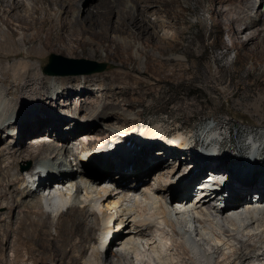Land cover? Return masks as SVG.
Returning a JSON list of instances; mask_svg holds the SVG:
<instances>
[{"label": "bare ground", "instance_id": "obj_1", "mask_svg": "<svg viewBox=\"0 0 264 264\" xmlns=\"http://www.w3.org/2000/svg\"><path fill=\"white\" fill-rule=\"evenodd\" d=\"M184 1L188 0H144V3L141 0H35L34 4L30 0H0V141H4L0 146V264H37L43 259L62 260L61 264H212L214 252L225 255L218 264H241L250 254L264 256L263 246L252 241L262 240L264 236V172H250L248 167L234 171L230 165L237 154L228 149L233 139L219 140L226 151L223 149L214 160H205L207 149L203 139L211 138L207 136L213 127L211 123L187 135L178 133L183 129L180 124H173L165 133L161 122L133 123L124 130L118 143L103 153L104 148L93 147L95 142L103 139L101 136L115 127L117 121L126 118L119 107L123 103L132 104L131 100H121L123 90L102 85L97 88L94 85L98 79H90L88 83L85 80L86 88L83 87L78 97L80 102L74 109L71 93L64 90L73 78L53 77L32 62L41 64L51 52L97 53L103 47L100 36L105 31L111 44L124 52L136 46L138 32L150 33L152 40L147 45L160 48L161 55H165L168 51L161 39L166 25L181 33L183 41L178 49L193 55L198 43L205 40L207 19L198 14L199 31L192 32ZM261 3L263 0H235L230 16L217 17L216 25L220 29L227 25L233 33L237 28L253 30L243 48L249 50V43L255 42L259 56L253 63L261 66L264 73V33L259 28L264 24V12L258 9L252 18L249 11ZM150 6L168 19L167 24L151 18ZM209 8L215 13L213 4ZM117 11L118 20L114 22ZM21 31L24 34L18 41ZM108 47L107 57L114 59ZM139 50L162 65L174 60L147 49ZM59 58L62 57L55 55L46 68ZM129 64V61L119 63L120 69L113 76L115 81L120 78L122 68L145 71ZM53 81H59L60 85ZM99 91L100 96L107 98L101 106L92 98ZM127 92L133 94V90ZM233 92L241 94V89ZM31 97L34 101L27 109ZM7 98L16 102L7 106ZM61 100L62 112L57 116L43 112L45 107ZM17 125H20L18 131ZM10 126L14 130L9 132ZM40 133L43 135L31 140ZM188 140L190 145L196 140L198 149L187 147ZM259 148L253 142L250 153L255 155ZM45 157L49 160H42ZM149 158L171 164L172 171L182 169V178L176 182L170 178L155 179L156 167L149 164ZM26 160L37 163L23 169L21 164ZM116 162L126 164L120 173L113 171ZM212 176L224 184L217 188ZM56 177L58 180L50 183ZM223 188L229 192L226 208L213 207L219 189ZM75 189L74 202L67 210L55 213L57 222L53 232L51 212L44 208L43 200L58 198L65 203L62 197L70 200ZM83 190L87 195L85 200L81 195ZM195 191L200 195L194 198ZM253 194L260 195L259 201L251 197L245 203ZM257 206L260 207L256 209ZM102 217L107 218L108 225L99 245ZM187 221L195 230L185 228ZM165 226L170 228L167 233L172 239L170 247L163 239ZM109 229L115 232L112 239ZM109 240L106 258L102 259V247ZM113 242L119 248L116 252L111 251ZM239 243L245 247V254L238 250ZM169 249L174 251L172 257L168 255ZM204 249H210L211 253H203ZM226 249L233 252L228 254Z\"/></svg>", "mask_w": 264, "mask_h": 264}, {"label": "rangeland", "instance_id": "obj_2", "mask_svg": "<svg viewBox=\"0 0 264 264\" xmlns=\"http://www.w3.org/2000/svg\"><path fill=\"white\" fill-rule=\"evenodd\" d=\"M141 1L144 3V0ZM34 2L35 0H30V4H34ZM234 3L235 0H188L187 2L184 1L182 3L187 9L186 17L192 23L189 28L192 32L199 31V25L196 24L198 14L207 19L205 40L203 43H198L195 54L193 55H186L182 50L178 49V45L183 41L182 35L176 28L173 30V27H168V25H166L162 32V36L164 37L161 39L167 47L168 52L165 55H161L160 48L149 47L147 45V43L152 40L150 33L142 34L138 32V41L135 42L133 38H131L136 43V46L134 47L135 49L132 48L130 52H124L111 44L110 36L105 31L102 32L100 36L103 47H101L97 53H82L81 51H78V53L75 54L51 52L41 64H39L38 61L32 62L37 66H40L46 74L53 77L73 78V81H71L64 90L66 91V94L71 93L70 98L74 109L80 102L78 97L82 95L83 89L86 88L83 86L85 85V80L88 83V80L90 79H98L97 83L94 85L97 88L102 85L101 87L103 88L112 87L117 90H123V92L120 93L121 100H131L132 104L123 103L119 107V110L122 113H126V118L117 121L115 127L111 128V130H108L105 135L101 136L103 139L96 141L93 146L94 148L96 146L99 147V149L107 147L110 143L114 142L117 137L120 138L124 130L128 129L130 125L133 126V123H140L142 125L150 122H161L163 123L164 132L168 131L173 124H180L183 126V129L178 133L183 134L193 131V128L198 126L201 122H206L211 123L215 129L220 131L223 139L225 137L233 139V145L228 147V149H232L234 153L237 154L235 159L231 161L232 163L230 165L233 166L234 171L236 172L239 168L237 165L243 162V160L239 158L240 155L249 153L252 150L250 144L251 140L256 142L260 147L256 154H258L264 147V73H262L263 69L261 66H256L253 63V59L259 56L255 52V42L251 41L249 43V50L243 48L245 44L244 42L253 30H244L243 28V30H239L237 28V32L233 33L228 29L227 25H224L221 29L216 25L218 20L217 17L222 15L224 17L230 16L232 13L231 7H233ZM146 4L149 3L146 2ZM211 4L215 6V13L210 11L209 6ZM258 9H260L261 12H264V0L263 3L258 4L256 8L253 9L252 7V11L249 10L252 18H255ZM149 11L152 14L151 18H153V20L158 19L167 24L168 19L164 17V15L158 14L155 11V8L150 6ZM118 14L117 11L113 17L114 22L118 20ZM248 20L250 19H247V21ZM259 28H261L264 33V24H261ZM2 30H5V25L2 26ZM23 34V31H21L18 36V41H21ZM114 34L115 33H111L110 35ZM107 47L113 51L114 59L107 57L109 52ZM139 49H147L154 52L156 55H161L166 59L172 58L174 60L167 65H162L161 63H158V61L148 59V57L144 53H141ZM202 53L205 54L201 55ZM51 54L62 57L56 59L53 62L54 65L49 67L50 70L56 73L47 72L45 68L49 63ZM130 55L132 56V59H129ZM71 59L75 60L76 63L71 62ZM80 60L95 61L105 64V66L104 69L93 71L91 73L62 74L63 72L84 71L94 67L93 64L79 62ZM124 61H129L130 67L138 66L141 70L145 71L133 72L131 68H122L121 70L123 72L119 74L120 78L115 81L113 77L114 73L117 69H120L119 63ZM53 84L60 85L59 81H53ZM239 89H241V94L234 95L233 91ZM127 90H133V94L128 93ZM101 94L102 92L99 91L98 96L92 97L94 100H97V103H99L100 106L105 100H107L105 96H100ZM33 101L34 99L31 97L27 109L32 105ZM14 102H16L15 99L7 98L6 100L7 106ZM62 104V100L58 103L54 102V104L45 107L43 112H46L47 115L53 114V117L55 115L57 116L58 113L62 112ZM21 114L22 110L19 111L18 116L20 117ZM11 128L13 127H8L9 132L14 130ZM15 128V130L18 131L20 125H17ZM120 132H122V134H120ZM5 133L6 132H3V135ZM41 135H43V133L34 135L31 140H35L36 137ZM21 136L22 135H18V138H21ZM165 136H172V134H167ZM189 137L191 136H188V138ZM189 141L190 140H188L187 147H190ZM3 142L0 141V146ZM224 151L226 150L224 149ZM60 157L66 159L65 155H61ZM42 160L47 161L49 158L45 157ZM36 163L37 162L32 160H26L21 164V167L23 169H28V167L35 166ZM149 164L156 167L154 170V177L157 180L159 178L164 180L170 178L176 182L182 178V169L178 170V168H176L178 171H172L173 167L171 164L162 161H155L152 158H149ZM125 166L126 164L124 165L120 162H116L113 164V171L120 173ZM208 175H205V178L208 177ZM95 176L98 177L99 174H96ZM230 176L231 175L227 177L225 187L226 184L229 183L228 179ZM213 179V183H216L217 188L224 184L222 180H217L216 182L214 177ZM226 188L220 190V195H222L221 193H229L226 191ZM199 193L200 192L195 191L193 197L199 196ZM81 195L82 199H86L87 195L84 190ZM251 197H255V194L251 196L249 195V198L245 199V203L251 200ZM214 201H216V199ZM56 214L51 213V221L53 222L51 230L53 232L56 231ZM190 225L192 226V223H190ZM166 227L167 226H165V229ZM168 231L170 232V228L168 229L167 227L163 239L167 246L170 247L172 239L171 236L167 234ZM194 235L196 237V233H194ZM245 237V239L249 238L248 236ZM197 239L202 240L201 237ZM263 239L260 240L256 238L252 239V241L259 246H263L264 250ZM238 245V250H245V247H243L241 243ZM223 249H225V247H223ZM117 250H119L118 245L116 242H113L111 244V251L116 252ZM169 250L168 255L172 257L174 251L172 249ZM208 251L211 253L210 249H204L203 253H209ZM224 251L228 254L233 252L229 251V249ZM9 253L11 254L12 252L9 251ZM245 253L246 251L243 252V254ZM212 254V264H218L219 259L225 256L223 253L221 254L217 252ZM101 257L102 259L106 258V250L102 252ZM234 257L235 255L232 256V258ZM115 258L117 259V257ZM252 260L255 261L254 264H264V256H259L258 254H250L247 256L246 261L242 260L241 264H252ZM61 261L62 260L52 262L43 259L37 264H61Z\"/></svg>", "mask_w": 264, "mask_h": 264}, {"label": "water", "instance_id": "obj_3", "mask_svg": "<svg viewBox=\"0 0 264 264\" xmlns=\"http://www.w3.org/2000/svg\"><path fill=\"white\" fill-rule=\"evenodd\" d=\"M55 57V54H51L50 55V60H49V63L52 61V59ZM79 62H85V63H90V64H93L94 67L91 68V69H86L84 71H75V72H63L62 74H80V73H91L93 71H97V70H102L104 69V66L105 64H102V63H98V62H95V61H89V60H80ZM48 63V64H49ZM48 64L46 65V67L48 66ZM45 67V68H46ZM47 69V68H46ZM50 73H56V72H53L52 70H50L49 68L47 69ZM30 165V163H29Z\"/></svg>", "mask_w": 264, "mask_h": 264}]
</instances>
